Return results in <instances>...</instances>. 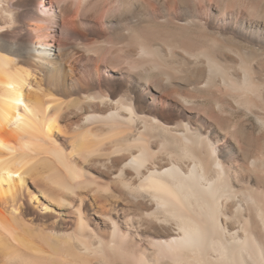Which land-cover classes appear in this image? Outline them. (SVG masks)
Wrapping results in <instances>:
<instances>
[{
  "label": "bare ground",
  "instance_id": "bare-ground-1",
  "mask_svg": "<svg viewBox=\"0 0 264 264\" xmlns=\"http://www.w3.org/2000/svg\"><path fill=\"white\" fill-rule=\"evenodd\" d=\"M57 1L55 20L67 22L75 1V14L104 17L111 40L84 43L58 32L45 13L50 0L33 10H13L9 0H0L3 258L23 264H264V134L253 153L252 141L242 138L249 133L245 125L222 146L221 131L213 138L201 123H163L146 114L160 86L172 84L198 93L215 89L221 103L244 108L264 127V0H212L207 21L195 0H177L176 17L162 0H153L158 15L144 0ZM69 23L78 28L75 20ZM153 25H174L195 41L173 34L163 52ZM113 51L126 59L125 72L157 70L160 80H152L155 72L147 78L156 83L138 79L119 92L103 90L101 61ZM87 54L95 58L90 69ZM34 237L48 247L47 255Z\"/></svg>",
  "mask_w": 264,
  "mask_h": 264
},
{
  "label": "rangeland",
  "instance_id": "rangeland-1",
  "mask_svg": "<svg viewBox=\"0 0 264 264\" xmlns=\"http://www.w3.org/2000/svg\"><path fill=\"white\" fill-rule=\"evenodd\" d=\"M40 1L41 0H9V8H11L13 10L38 9L40 6ZM50 1H52V4L51 3L47 4V6L45 7L46 12L45 11L44 12L47 14L48 20L50 22L53 21L52 24H54V25L56 24L58 32H60V30H61V33H63L64 35L65 34L67 35V33H68V34H70L69 36L71 38H73L77 41H80V42H84V43H88L89 41L92 42V40L93 41L94 40H103L106 43L110 42L111 35H110V32H108V29L106 27L104 17H97V18L94 17V19H97V20L93 21L91 18H88V16H86V17L82 16L81 17L80 14H75L74 13V11H75L74 7H75L76 3L74 1L72 3V5H74V7L69 5L68 8H70V6L72 8L69 9V11H68L69 13L67 12V15L65 16L66 18L64 17V21H65V19L68 18L67 22L66 21L63 22L62 19L55 20L54 15L57 13V10H58V7L56 6L58 1L57 0H50ZM55 1H57V2H55ZM144 1L145 2H151V6L153 8V10H152L153 15H158L157 14L158 13L157 4L155 2H153V0H144ZM162 1L165 2L167 9L170 12V15L172 17H176L177 16L176 9L178 6L177 0H162ZM203 1L202 0H195V2L198 4L196 7V10L198 11L200 18L203 19V21H207L206 19H208L209 13H210V11H208V10H210V7L213 6L214 1H213V3H212V0H211V2H210V0H208V1L203 0ZM70 10L72 11V13H70ZM228 12H230V11H228V10L226 12L224 11L223 13H221L219 15V17H220V18L218 17L219 23L217 22V25H215L217 27L216 29H219L222 27L220 25L221 20L225 19L224 17ZM224 13H226V14H224ZM71 14H73V16L76 15L77 16V17H75L76 19L73 18ZM69 18L71 20H69ZM72 20L76 21L78 28L77 27L74 28L73 25L71 27V24L69 22L70 21L72 22ZM68 23H69V25H68ZM174 27H176V26L166 25V26L156 27V25H153V27H152V29H154V31H156V29H157V32L160 33V36L156 40L157 41L156 44L159 45V47L161 48V50L163 52L167 51L166 50L167 47L165 45V42L169 38L168 36H171L173 34L174 35L179 34L178 36H180L182 38V40H184L185 42H189V41L194 42L195 41V38L193 37L192 34L188 33L187 31L180 30L177 27L176 28H174ZM69 28H71V29H69ZM86 58L87 59L85 60L86 61L85 63H86V65H88L86 67L90 69L93 67V63H94L95 58L92 54H90V55L87 54ZM125 60L126 59L120 53H118V51L117 52L116 51L107 52L105 54V58H103V60L101 61V69H102V76H103L102 77V89L103 90H105L109 93L119 92L121 87H122L121 89L124 90L125 85H126V87L129 84L133 85V83H135V81H136V83L139 81L138 79H140V80L144 79L146 81L148 79V81L150 82L152 78H153L152 80H156V79H159V77H161L160 73L158 74L157 70L150 71L148 73H142L141 71H139V72L136 71V73L133 75L129 71H128L129 73L125 72L124 70H126V71L128 70ZM120 61H121V63H120ZM123 61H124V64H123ZM123 66H124V69H123ZM121 67L123 70L121 69ZM109 68L114 70V71L110 70ZM115 68H117L118 70H115ZM153 73L156 74L157 78L154 79V77H152V76H155V74L153 75ZM123 74H125V75H123ZM126 74H128V75L130 74L132 76V78L129 76L127 77ZM157 74H158V76L159 75L160 76L158 77ZM150 75H152L151 76L152 78H147V77H150ZM125 77H127L128 79ZM124 78H125V80H124ZM133 78H134V82H131ZM123 81H125V82H123ZM151 82L156 83L155 81H151ZM160 84H162V82H160ZM106 85H108V86H106ZM169 86H171V87H169ZM163 87L164 88L166 87V88L164 89ZM172 87L175 88V90ZM170 88L172 90H174L175 92L170 90ZM162 89H164L166 92ZM176 89H178L177 86L176 85L172 86V84L167 85V86H160L159 92L156 93L155 99L152 100L153 103L151 102L150 105L148 104L150 111L147 112L146 114L151 115L153 117H157V119L163 123L164 122L165 123H172V122H175L176 120H184L186 122L188 120V123L192 124L194 122L193 125H199L201 123L200 126H202V124H203V126L205 128L203 126L202 127L208 132L207 134H209L213 138L216 137L219 134V132L221 131L222 136L224 134V141L220 142L222 146H224L226 143H229L230 139L236 140V134H237L236 130L239 128V126L245 125L249 129V133L242 135V138H244L245 140L247 139L249 141L250 140L252 141L253 153L259 152L260 143H259V141H257V139L261 135L264 134V127L261 128V125L257 124V122L253 116L247 115V112L245 111L244 108L237 107L233 104H229V103H227L226 100L221 103L219 101V99L222 98L223 96L221 94H219V92H217L215 89H203V91H201V93L200 92L198 93L194 90L189 91L188 89H187L188 90L187 91L186 88L182 89V90H181V88L178 90H176ZM117 90H119V91H117ZM179 90L182 92H179ZM167 91L168 92L170 91L169 92L170 94ZM185 91L187 94L185 93ZM177 92H178V94H177ZM191 92H193V95ZM194 92L196 93V96H195ZM184 95H186V96H184ZM191 95H192V97H191ZM141 99H140V97H138L137 102H139V104L147 105V99L146 98L145 99L141 98ZM139 100L141 101V103ZM234 136H235V138H234ZM126 141H127V139H126ZM240 144L242 146L241 142H240ZM133 150H135V149H133ZM57 165L58 164H56V163L54 164V166H56V167H57ZM61 168L62 167H60V169ZM45 170H46V168L44 167L43 172ZM61 171L63 173H65L63 168L61 169ZM104 171H105V173H107L106 170H104ZM107 176H108V174H107ZM106 179H108V178H106ZM118 204H119V202H118ZM93 216L94 215H90V217H92L91 222L94 225H96L97 224L96 223L97 217H95V216L93 217ZM73 218L74 217L71 216L68 219V221L71 220L70 221L71 223L69 222L71 225V227L69 228V231L73 230V227H74V219ZM95 218H96V221H95ZM33 227L37 228L36 226H33ZM103 227L105 228V229L104 228L102 229L103 235L108 236V234H109L108 226L106 225ZM18 230H19L18 231L19 234L21 233L24 237L27 236L25 234V232H22L20 229H18ZM31 241L36 246H38L40 249L43 250V248H44L43 251L44 252L46 251L44 254H46V253L48 254L50 252L48 247L46 245H44V243L40 239H38L37 237L32 238ZM143 243L145 244L146 242L142 238V239H140V245H144ZM47 250H48V252H47ZM0 264H23V263H19L17 261L7 262L3 258V256L0 254Z\"/></svg>",
  "mask_w": 264,
  "mask_h": 264
}]
</instances>
